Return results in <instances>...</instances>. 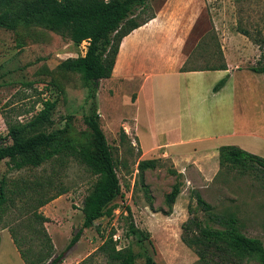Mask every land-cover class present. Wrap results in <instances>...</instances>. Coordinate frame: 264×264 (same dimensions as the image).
<instances>
[{
	"label": "rangeland",
	"instance_id": "rangeland-1",
	"mask_svg": "<svg viewBox=\"0 0 264 264\" xmlns=\"http://www.w3.org/2000/svg\"><path fill=\"white\" fill-rule=\"evenodd\" d=\"M22 1L25 0L12 2L16 5ZM161 10V16L169 21L162 28L168 37L175 32L180 17L183 14L186 16L187 34L182 45L186 57L184 67L199 68L214 64L213 53L217 45L223 59H227L233 67L238 66L243 71L264 67L263 0H153L147 13L155 14ZM150 32L155 34L154 30ZM136 43L133 45L136 46ZM85 46L86 43L82 42L75 47L68 39L37 26H19L14 30L0 28V137L3 138L0 147L11 143L4 138L6 125L27 122L41 109L39 101L47 100L52 107L47 111L46 119L35 125L31 132L63 131L58 135V141L69 140L83 145L88 138L83 116L94 112L113 156L124 165L116 169L120 195L109 205L111 216H104L91 228L83 230L78 242L63 255L61 264H78L82 260L80 264H105L96 248L102 238L111 232L116 248H131L134 264H143L146 251L154 264H202L197 260L198 245L187 246L182 239L196 236L191 221L207 222L206 215L195 204L193 193L210 206L211 215L233 216L241 234L259 240L264 246L263 171H222L219 174L218 167L213 168L212 161L207 159L201 174L194 159L179 154L172 156V161L169 157L159 156L158 148L154 147L158 143L160 147L164 140L174 145L184 141L193 146L194 142L186 140L199 135L225 134L224 131L231 128L235 131L234 140L217 137L214 143L236 146V142H244L254 146V149L243 151L264 159V135L259 130L264 129V84L259 80L260 86L256 85L252 93L247 92L245 84L256 77L237 72L232 99L234 121L217 126L213 123L212 113L202 118L194 115L199 110L197 105H177L178 84L170 85L168 92L167 87L164 88V94L161 86L152 82L153 85H149L151 90L144 89L137 106L138 123L134 131L131 126L134 108L122 97L130 98L131 91H136L142 79L140 75L153 69L164 71L163 68H168L166 63L162 64L158 57L138 47L133 57L128 58L127 73L133 74L132 77L117 87L104 81L98 82L94 97L90 98L79 75L59 67L66 59L82 56ZM184 109L191 110L190 117L184 115ZM147 115L152 116L150 122ZM243 129L249 134H241ZM121 130L130 142L128 152L120 144ZM254 133H259V138ZM144 159H158L159 162L156 169L145 171L140 181L135 167L137 161ZM169 170L182 172L175 178ZM1 180L7 189L15 184L20 187L23 181L31 187L36 183L44 186L50 181L47 195L56 189L65 190L63 195L37 210L47 218L43 228L53 246V256L60 254L71 235L80 227L79 208L94 178L69 158L45 162L35 169L18 170L13 161L5 159L0 160ZM175 181L179 184V194L168 209L164 195ZM142 187H146V194ZM21 198L24 197L17 196L12 205L6 204L0 218V264H23L8 235L9 227H15L20 236L25 232V229L17 228L27 219ZM125 207L129 208L130 217ZM129 221L135 228L146 232L148 240L139 244L135 237L130 236L127 232ZM183 223H187V231L181 229ZM213 227L216 228L215 225ZM214 261L222 264L216 259ZM224 264L233 263L227 261ZM239 264L254 263L243 260Z\"/></svg>",
	"mask_w": 264,
	"mask_h": 264
},
{
	"label": "trees",
	"instance_id": "trees-1",
	"mask_svg": "<svg viewBox=\"0 0 264 264\" xmlns=\"http://www.w3.org/2000/svg\"><path fill=\"white\" fill-rule=\"evenodd\" d=\"M12 1L0 0V28L14 30L19 26H37L68 39L75 47L82 42L86 43L82 56L66 59L59 64V67L66 72L78 74L90 98L94 97L98 82L111 76L121 40L154 18L153 13H147L153 0H25L16 5H13ZM240 34L247 37L244 32ZM213 58L216 60L214 64L199 68L184 67L185 60L179 72L226 69L218 45ZM249 71L263 73L264 67L259 69L251 67ZM224 81V79L218 81L212 91L218 90ZM39 102L41 109L27 122L6 125L4 138H8L11 143L0 147V160L13 161L14 167L18 170L35 169L45 162L63 161L69 158L84 168L94 180L81 201L80 227L71 235L63 251L53 256V246L43 228L47 218L37 210L63 195L65 190L56 189L54 193L47 195V190L50 188L47 186L51 185L50 181L44 186L36 183L32 187L23 181L20 187L15 184L7 189L5 182L1 180L0 218L6 204L12 205L15 197L26 198V201H23L24 198L21 199L24 217L27 219L17 227L25 229V232L20 236L15 227L8 228L9 238L19 259L23 264H61L63 255L78 242L83 230L91 228L98 219L111 216L109 205L120 195L116 169L124 165L121 160L113 156L97 124V115L94 112L83 116V123L88 130V138L83 145H76L69 140L58 141L57 137L63 131L31 132L35 125L46 119L45 115L52 107V103L47 100ZM2 139L0 137V141ZM119 139L120 144L128 152L129 148L131 149L130 142L122 130L119 133ZM158 162V159L137 161L135 170L138 179L142 180L145 171L156 169ZM217 167L219 174L222 171L261 170L264 172V159L236 146H220L217 149ZM168 172L175 178L180 176L174 170ZM142 188L146 194V187ZM27 192H29L28 196H26ZM178 194L179 184L175 181L170 191L164 195V202L168 209L171 208ZM193 198L199 210L206 215L207 222L200 224L197 220L191 221L196 236L188 240L182 239L187 246L198 245L199 250L196 251L198 261L202 264H216L217 261H214L216 259L222 264L227 261L239 264L243 260H251L254 264H264V246L259 240L241 234L233 216L211 215L210 206L197 193H193ZM125 212L130 217L128 207H125ZM186 224L183 223L181 226L183 231L188 229ZM214 225L216 228L213 227ZM127 232L135 237L139 244L148 240V234L135 228L131 221L128 223ZM112 235L111 232L103 237L101 244L96 248V252L104 258L105 264H134L131 248L129 246L116 248V241L112 239ZM146 252L143 254V264H154Z\"/></svg>",
	"mask_w": 264,
	"mask_h": 264
},
{
	"label": "crops",
	"instance_id": "crops-1",
	"mask_svg": "<svg viewBox=\"0 0 264 264\" xmlns=\"http://www.w3.org/2000/svg\"><path fill=\"white\" fill-rule=\"evenodd\" d=\"M163 10L154 14V18L144 24L143 26L133 30L130 34L124 37L118 47V51L115 57L113 69L111 72V76L108 79L100 80L99 82H106L109 85H113L117 87V85H121V82L126 81L125 79H130L133 74L127 73L128 71V58L135 54V50L140 47L143 52H150L162 61V64L166 63V67L163 68L164 71L157 72L154 69L147 72L146 74L140 75L142 77L140 84L136 91H131L130 98L125 99L122 97L124 102L128 100L129 105L134 108V115L131 117V126L135 131L137 123H138V110L137 106L140 105V99L142 98V94L144 93V89L151 90V86L153 83H157L161 86V92L165 94L164 88L167 87V92L171 89L172 84H178L180 86V90L177 93V105H197L199 109L197 112H194V115L197 118L208 117L210 113H212L213 123L217 126H223L226 124H231L234 121V113H233V91L235 75L237 72L249 73L253 74L256 79L249 80L247 84V92L254 90L258 86H260V82L264 84V73H252L250 71H243L238 68V66H232L231 63L225 59V70L219 71H195V72H179V68L185 61V56L183 55V42L185 40V36L187 34L186 30V16L183 14L180 17L176 30L172 34V36H165L162 32V28L169 22L166 17L161 16ZM164 20H163V19ZM154 30L155 34L149 33V31ZM139 37H136V36ZM134 37H136L134 39ZM138 38V39H137ZM134 42L136 46L133 45ZM121 45V46H120ZM132 46V47H131ZM131 47V48H130ZM150 63V61H149ZM139 74V73H138ZM136 74L137 76H139ZM259 78V79H257ZM224 79L223 85L216 91H212L214 85ZM260 80V82H259ZM153 82V83H152ZM251 82V83H250ZM151 85V86H149ZM151 92V91H149ZM123 93V92H122ZM123 95V94H122ZM147 99V96H143ZM169 98V96H168ZM263 100H264V91H263ZM145 103V102H144ZM146 105V104H145ZM170 105V104H169ZM264 105V103L262 104ZM130 106V107H131ZM184 115L189 116L190 111H186L185 109ZM208 111V113H207ZM149 122L151 121V115H147ZM140 117V114H139ZM190 117V116H189ZM186 118V117H183ZM152 124V123H151ZM260 134L264 135V129H260ZM259 132V131H258ZM225 134L221 135H199L198 137L192 140H186L189 142H194L193 146H189L191 143H186L184 141H179L177 145L173 143H169L166 140L159 147L158 144H154L155 148H158V155L163 157H169L173 160L172 156L182 155L189 159L195 160V166L199 168V172L204 173V167L206 166V160L210 159L213 163V168L217 166V149L220 146L230 145L226 143L225 145L218 146L214 142L216 138L223 140H234L235 131L233 129H229V131L225 130ZM135 134V133H134ZM241 134H249L244 129ZM253 134V133H251ZM259 133H254V136H257ZM259 134V135H260ZM161 135V134H159ZM136 136V135H135ZM196 141V142H195ZM186 148L175 149L176 147H184ZM234 146V145H232ZM236 147L241 150H246L251 152L254 149V146H250L244 142H236ZM156 150V149H153ZM152 150V151H153ZM162 157V158H163ZM200 164V166H199ZM178 174H181L182 171H175ZM16 250V249H15ZM17 252V251H16Z\"/></svg>",
	"mask_w": 264,
	"mask_h": 264
}]
</instances>
